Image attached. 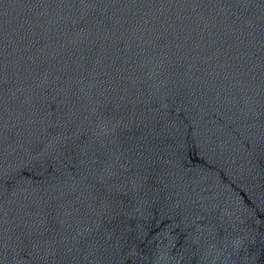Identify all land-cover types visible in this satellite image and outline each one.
<instances>
[{
  "label": "water",
  "instance_id": "water-1",
  "mask_svg": "<svg viewBox=\"0 0 264 264\" xmlns=\"http://www.w3.org/2000/svg\"><path fill=\"white\" fill-rule=\"evenodd\" d=\"M0 264H264V0H0Z\"/></svg>",
  "mask_w": 264,
  "mask_h": 264
}]
</instances>
